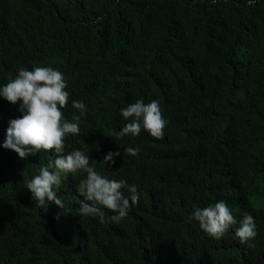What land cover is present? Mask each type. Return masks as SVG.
I'll list each match as a JSON object with an SVG mask.
<instances>
[{
    "label": "trees",
    "instance_id": "16d2710c",
    "mask_svg": "<svg viewBox=\"0 0 264 264\" xmlns=\"http://www.w3.org/2000/svg\"><path fill=\"white\" fill-rule=\"evenodd\" d=\"M33 65L64 74L68 119L72 100L86 105L65 151L139 199L118 223L82 216L78 170L61 173L63 209L38 208L25 182L53 153L0 147V264H264V0H0V85ZM137 99L159 102L162 138L118 135ZM18 107L0 97V144ZM217 200L237 219L219 239L188 220ZM247 211L256 234L241 241Z\"/></svg>",
    "mask_w": 264,
    "mask_h": 264
},
{
    "label": "clouds",
    "instance_id": "9594fccd",
    "mask_svg": "<svg viewBox=\"0 0 264 264\" xmlns=\"http://www.w3.org/2000/svg\"><path fill=\"white\" fill-rule=\"evenodd\" d=\"M67 87L64 74L50 65H33L31 70L21 67L14 77L10 75L7 83L0 85V97L13 104L19 101L18 111L21 115L7 120L0 147L14 150L20 158L35 155L42 149L53 153V158L42 164L37 173L25 182L38 208L54 202L63 209V201L57 194L62 183L61 173L75 174L79 170L86 173L76 189L83 197L79 214L99 217L103 221L105 209H109L112 211L110 220L118 223L128 215L130 207L137 203V187L128 184L124 178H109L98 172L94 164L89 163V152L80 148L65 151V138L69 134L80 133L81 117L87 113L82 100H72V107L77 113L71 119L64 115L62 110L69 99ZM120 113L127 121L118 133L120 137L139 135L141 129L153 137H163L168 120L162 115L157 100L145 103L137 99L121 108ZM137 151L132 146L124 147V154L134 156ZM117 155H120L118 151H109L99 162L104 167L114 164ZM122 189H127L129 195L125 196ZM188 220L197 221L203 231L216 239L223 237L237 224L232 209L224 200H217L204 207L193 205ZM255 234V215L247 211L235 228V236L244 241Z\"/></svg>",
    "mask_w": 264,
    "mask_h": 264
}]
</instances>
